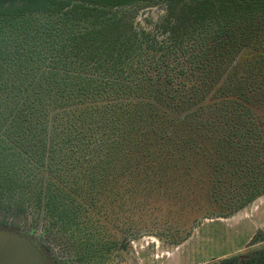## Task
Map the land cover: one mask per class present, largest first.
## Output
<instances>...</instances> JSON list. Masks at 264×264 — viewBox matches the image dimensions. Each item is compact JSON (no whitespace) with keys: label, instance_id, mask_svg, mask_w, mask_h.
Wrapping results in <instances>:
<instances>
[{"label":"trees","instance_id":"16d2710c","mask_svg":"<svg viewBox=\"0 0 264 264\" xmlns=\"http://www.w3.org/2000/svg\"><path fill=\"white\" fill-rule=\"evenodd\" d=\"M262 194L264 0H0L1 208L96 257Z\"/></svg>","mask_w":264,"mask_h":264},{"label":"rangeland","instance_id":"374dc122","mask_svg":"<svg viewBox=\"0 0 264 264\" xmlns=\"http://www.w3.org/2000/svg\"><path fill=\"white\" fill-rule=\"evenodd\" d=\"M163 13L164 8L160 5L140 9L136 21L151 28L146 19L155 23ZM150 204L152 207H147L152 210L151 217H145L140 223L139 214L133 216L140 223V229L115 232L116 222H113L105 232L109 249L104 248V255L96 257H90L93 251L88 255L86 249L78 248L61 232L55 235L47 232L45 220L35 218L31 211L18 212L0 207V229L27 237L41 251L47 264H219L220 260L235 256L241 261L249 251L262 250L264 246V194L223 217L199 218L194 222L191 217L184 220L176 214L175 219L182 221L183 229L173 233L159 232L157 236L158 232L152 230L153 223H156L153 218L155 206L159 202ZM105 206L110 207L107 203ZM104 231L101 229L97 234L99 238ZM73 235L78 237L76 232ZM121 237H125L122 247L119 244ZM82 254L84 257L79 260L77 257Z\"/></svg>","mask_w":264,"mask_h":264},{"label":"water","instance_id":"95a60500","mask_svg":"<svg viewBox=\"0 0 264 264\" xmlns=\"http://www.w3.org/2000/svg\"><path fill=\"white\" fill-rule=\"evenodd\" d=\"M0 264H47L38 247L24 235L0 229Z\"/></svg>","mask_w":264,"mask_h":264}]
</instances>
